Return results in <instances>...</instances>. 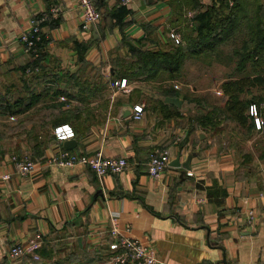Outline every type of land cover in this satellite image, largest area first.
Here are the masks:
<instances>
[{
  "label": "crops",
  "instance_id": "0c3cea01",
  "mask_svg": "<svg viewBox=\"0 0 264 264\" xmlns=\"http://www.w3.org/2000/svg\"><path fill=\"white\" fill-rule=\"evenodd\" d=\"M93 1L102 16L82 28L77 0H0V104L16 107L13 114L0 108V264H17L9 260L10 246L34 238L43 264H104L117 250L110 234L116 221L121 232L129 226L130 235L155 249V264L263 263L264 143L247 152L200 127V105L189 100L198 97L195 86L169 94L159 89L174 87L167 73L124 74L136 58L128 42L140 49L183 44L192 0H132L122 29L109 16L118 0ZM54 6L58 15L49 19L57 22L41 25L46 41L32 69L34 57L19 36L32 16ZM120 78L126 89L111 84ZM137 103L144 107L140 119L133 118ZM63 123L75 135L57 140L52 129ZM155 147L167 149L170 161L192 154L190 168L169 165L150 175ZM63 148L102 150L126 158L127 166L98 177L86 165L54 163ZM12 153L32 158L35 169L20 174Z\"/></svg>",
  "mask_w": 264,
  "mask_h": 264
},
{
  "label": "trees",
  "instance_id": "16d2710c",
  "mask_svg": "<svg viewBox=\"0 0 264 264\" xmlns=\"http://www.w3.org/2000/svg\"><path fill=\"white\" fill-rule=\"evenodd\" d=\"M217 1L219 4L214 1L209 5H203L197 0H192V6H195L193 8L195 13L192 15L191 20L194 23L191 28L184 27L183 44L172 46L169 49H140L128 42L129 51L136 58L132 64L127 63L125 65L126 70H124V74L129 77L157 78L159 75L161 76V73H167L168 77H175L189 56L210 55L222 52L221 47L224 44L226 45L230 41V37L240 29L239 18H243L247 22L251 20L253 25L256 27L257 24L260 26V29L255 35L256 37L253 38L254 41H251L249 37L255 34L253 30L241 43L238 51H236L235 55L239 61L237 65L238 71L242 72L243 70L244 72L246 70L244 67L246 65L245 62H250L253 72L259 73V68L264 62V3L262 0H231V3H229V0ZM127 13L128 8L126 6L118 5L115 7L109 12L112 24L118 25L122 29L126 23L124 17ZM259 15L260 18L257 17ZM234 21H236V24H233ZM56 22L57 20L53 19L46 20V23L51 27ZM45 41L44 37H42L36 50L37 54H39V49ZM28 54L31 56L35 55L33 52ZM38 59L37 56L34 57L28 65L31 68L37 66ZM245 81H248L249 84L264 81V74L260 73L249 77L242 75L241 77L238 76L225 80L223 86L225 92L229 94L225 106L220 109L210 106V109L207 108L197 114L195 121L205 128L209 126L214 128V118L223 115L236 122L237 132H241L240 129L242 128L244 130L247 128L248 131L251 130L253 132V118L248 114L249 103H247L245 98L240 96V93L244 92L242 85L245 84ZM168 89L165 91L169 94H178L180 92L174 88ZM189 100L196 103L201 102L199 97H189ZM253 102H257V100H253ZM161 106H165V104H161ZM0 108L8 114L16 112L15 102L5 101L3 104H0ZM59 116L55 117V122L59 121ZM214 130L216 129L214 128ZM43 261L39 247L34 253L27 254L21 258L20 264H34L37 262L43 264Z\"/></svg>",
  "mask_w": 264,
  "mask_h": 264
},
{
  "label": "built area",
  "instance_id": "2783aa9c",
  "mask_svg": "<svg viewBox=\"0 0 264 264\" xmlns=\"http://www.w3.org/2000/svg\"><path fill=\"white\" fill-rule=\"evenodd\" d=\"M82 12V28H88L96 24L101 18V12L95 5L93 0H77ZM132 0H118L119 5H128ZM58 7L51 8L49 13L42 16H32L29 20V26L24 30L19 39L23 43L25 52L37 53V47L42 40L41 25L49 18H56L58 15ZM52 16V17H51ZM37 69V67H36ZM113 86L119 88H127V79L120 78L111 82ZM175 87H177L175 85ZM124 89V90H125ZM60 96V99H64ZM264 103L252 102L249 106V114L253 118L254 128L264 134ZM143 104L137 103L133 106V118L140 119L143 115ZM12 119L13 116H10ZM52 133L57 140H65L75 135V130L69 123L55 125ZM11 161L16 170L20 174H28L35 169V162L26 155L18 153L10 154ZM56 164L63 166H73L75 164L86 165L91 168L98 177H102L109 173L122 172L127 166V160L124 157H116L105 155L102 150H97L94 153H79L71 149H60L52 158ZM170 156L167 149L153 148L149 153L147 162L148 173L152 176H158L169 166ZM248 222H255V215L252 210L248 212ZM130 227L125 228V232H121L117 221L111 226L110 234L116 240L117 250L112 253L104 261V264H155L156 254L155 249L144 242L143 240L129 234ZM41 246L39 239H30L28 242H16L10 246L8 256L10 261H17L25 254L34 253Z\"/></svg>",
  "mask_w": 264,
  "mask_h": 264
},
{
  "label": "rangeland",
  "instance_id": "374dc122",
  "mask_svg": "<svg viewBox=\"0 0 264 264\" xmlns=\"http://www.w3.org/2000/svg\"><path fill=\"white\" fill-rule=\"evenodd\" d=\"M257 17L260 18V15ZM249 21L250 22H247L244 21L243 18H239L240 29L237 33H234V35L230 37V41L226 45L224 44L221 47L222 52H219L217 54L213 53L210 55L203 54L198 56H189L185 60L178 75L173 78L176 79V82L173 84L174 87L171 85L170 87H168L169 89L172 87L179 91H190L192 86H195V92L201 99V102L199 103V111L198 113L196 112L195 115L199 114L202 110H206L207 108L210 109L212 106H214V108L216 109H220L221 107L225 106L229 95L225 92V88L223 86V82L225 80L236 78L238 76L241 77L242 75L249 77L260 73L264 74V62L259 68V73L253 72L250 62H245L246 65L244 67L246 70H244V72L243 70L242 72L238 71L237 68L239 61L237 60L235 55L236 51H238L241 46V43H243L244 39L248 36V34H250L254 30L255 34L249 36L252 41L253 38L256 37L255 35L257 34V32H259L260 29V26L256 24L255 27L252 21ZM189 22L191 24H189ZM233 24H236V21H234ZM191 26L192 21H190V19H187V22H185L184 27L191 28ZM36 67L37 66L32 67V69H36ZM246 73L247 75H245ZM182 84L183 86L181 87ZM175 85L178 87H175ZM242 86L244 92L240 93V96L245 98L247 103H249V114V106L253 102V100H257V103H264V81H259L253 84H249L248 81H245V84H243ZM168 88H166L165 86L163 87L161 85L159 89L164 92ZM262 108L264 109V107ZM169 109L173 110V108ZM47 118L48 116H45V119ZM213 124L216 130H214V128L211 126H209L208 128L214 133H212L214 136L217 137V135L219 134L221 138L226 142V144L233 142L234 144H237V146H240L242 150H246L247 152L253 153L254 150H256L255 143H257V145H261L262 143H264L263 133L258 132L255 128L253 132L251 130L248 131L247 128L246 130L242 128L240 129L241 132H237V127L235 125L236 122L234 120H230L227 117H224L223 115L216 116L214 118ZM200 127H202L204 130L208 129L204 128L201 125ZM226 144L225 146H227ZM26 255L27 254H25L24 256ZM24 256H22L21 258H23ZM12 262L20 264L21 259ZM34 264L40 263L37 262Z\"/></svg>",
  "mask_w": 264,
  "mask_h": 264
},
{
  "label": "water",
  "instance_id": "95a60500",
  "mask_svg": "<svg viewBox=\"0 0 264 264\" xmlns=\"http://www.w3.org/2000/svg\"><path fill=\"white\" fill-rule=\"evenodd\" d=\"M191 156H192V154H189V156L187 157V159L184 162H180L179 156H176L173 160H171L169 162V165L170 166H182L184 169H189ZM261 264H264V262Z\"/></svg>",
  "mask_w": 264,
  "mask_h": 264
}]
</instances>
